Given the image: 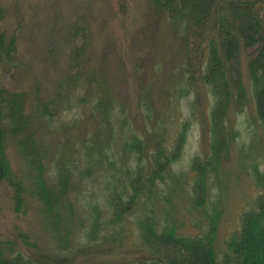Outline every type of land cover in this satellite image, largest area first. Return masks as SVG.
<instances>
[{
  "label": "rangeland",
  "instance_id": "374dc122",
  "mask_svg": "<svg viewBox=\"0 0 264 264\" xmlns=\"http://www.w3.org/2000/svg\"><path fill=\"white\" fill-rule=\"evenodd\" d=\"M0 1L4 10L0 30L7 36L16 35L18 45L13 64L0 69V85L27 92L28 111L45 106L52 114L35 122L44 155L42 174L52 188L56 163L62 159L68 166L74 163L68 170L73 172V230L84 218L83 202L98 200L101 204L106 192L122 193L128 188L134 164L133 153L124 143L136 137L142 139L144 151L157 146L168 156L182 133L178 160L152 191L143 188L119 225L122 234L115 243L134 259L139 256L138 219L149 216L158 227L172 225L180 235L195 236L205 232L213 218L215 259L220 264L226 241L238 229L243 212L253 208L256 196L263 193L255 179L264 175V128L255 118L245 66L241 70L244 101L236 105L233 100L228 106L226 149L208 169L202 206L197 207L192 198L195 174L191 162L210 155L213 97L200 73L194 72L180 26L149 0ZM75 53H80L77 63L72 61ZM100 82L111 100L106 123L93 111L98 97L95 87ZM8 146L11 168L28 190L27 165ZM101 146L112 164L100 162ZM142 162L146 163L145 157ZM13 195L9 184L0 185V244L6 250L8 244L13 251L22 250L14 240L18 234H29L40 247L35 253L55 254L36 198L28 193L25 208L16 213Z\"/></svg>",
  "mask_w": 264,
  "mask_h": 264
},
{
  "label": "trees",
  "instance_id": "16d2710c",
  "mask_svg": "<svg viewBox=\"0 0 264 264\" xmlns=\"http://www.w3.org/2000/svg\"><path fill=\"white\" fill-rule=\"evenodd\" d=\"M180 26L186 41L187 54L194 62V72L200 73L213 102L210 107V155L192 160L193 203L202 206L208 169L216 164L220 151L226 149L225 117L229 104L243 103L244 84L242 65L252 89L255 118L264 128V7L262 0H149ZM0 1V22L3 19ZM76 33L72 31V35ZM16 36V35H15ZM0 30V69L13 64L17 39ZM78 51V50H77ZM80 53L72 61L79 62ZM192 62V63H193ZM189 63H191L189 61ZM98 97L93 104L96 118L108 122L111 100L105 84H96ZM29 97L24 90L13 91L0 85V185L7 183L13 190L16 211L25 208L26 195L37 200L38 211L48 228L56 253L38 254V244L29 234H18L14 240L22 248L8 250L0 244V264H217L215 259V219H210L201 235L179 234L175 226L158 227L149 216L136 224L139 256L129 259L116 244L122 234L119 226L131 213L140 192L152 191L163 179V174L180 156L184 136L179 133L168 156L157 146L144 151L142 139L134 138L123 144L133 153V176L122 193L106 192L103 203L98 200L81 204L84 218L73 230L75 203L72 199L70 178L74 163L69 166L62 159L55 165V183L50 188L43 177V159L36 138L35 122L49 113L45 106L37 112L28 111ZM41 111V113H40ZM52 115V114H51ZM27 165L30 189L22 187L23 180L11 168L9 145ZM92 149L94 147H91ZM145 152V153H144ZM145 154V156H144ZM90 152H87L88 158ZM100 162L112 164L104 146L99 149ZM145 157L146 163L140 162ZM82 174L81 172L79 173ZM106 182V179H105ZM256 185L263 193L256 196L254 206L243 212L239 227L226 241L220 264H264V175L257 176ZM47 186V187H46ZM28 192V193H27ZM125 193L128 197H122ZM125 196V195H124ZM217 211L215 212V217ZM35 254H33L32 252Z\"/></svg>",
  "mask_w": 264,
  "mask_h": 264
}]
</instances>
